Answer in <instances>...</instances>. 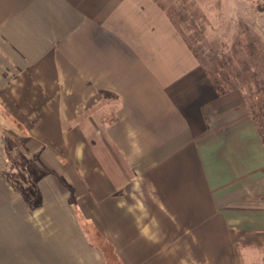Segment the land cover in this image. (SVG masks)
Returning <instances> with one entry per match:
<instances>
[{"label":"crops","instance_id":"crops-1","mask_svg":"<svg viewBox=\"0 0 264 264\" xmlns=\"http://www.w3.org/2000/svg\"><path fill=\"white\" fill-rule=\"evenodd\" d=\"M3 127L38 176L0 152V264H105L84 219L121 264H264V135L158 0H0Z\"/></svg>","mask_w":264,"mask_h":264},{"label":"rangeland","instance_id":"rangeland-1","mask_svg":"<svg viewBox=\"0 0 264 264\" xmlns=\"http://www.w3.org/2000/svg\"><path fill=\"white\" fill-rule=\"evenodd\" d=\"M158 2L174 21L212 81L241 97L264 135V0ZM11 128H1L6 135V140L0 142L1 160L4 167L15 168L12 175L19 182H26V179L33 182L38 176V169L22 155L27 154L21 137L23 131H17L20 136L18 144L7 142V136L12 135L9 132ZM83 227L97 246H105L106 239L97 233L94 225L84 219ZM104 256L105 263L117 264L108 249Z\"/></svg>","mask_w":264,"mask_h":264},{"label":"trees","instance_id":"trees-1","mask_svg":"<svg viewBox=\"0 0 264 264\" xmlns=\"http://www.w3.org/2000/svg\"><path fill=\"white\" fill-rule=\"evenodd\" d=\"M213 83H214L215 87L217 88V90H218L219 92H224V91H225V89L221 88L220 85H219L216 81H213ZM97 233H98V232H97ZM100 236H101V235H100ZM101 237H102V236H101ZM102 238H103V237H102ZM103 239H104V238H103ZM97 247L99 248L100 252L102 253V256L105 255L106 250L108 249L109 252L111 253L112 257L116 260L117 264H121V261H120V259L118 258V256L116 255V253L114 252L111 243H109L108 241H106L104 247H100V246H97ZM104 257H105V256H104ZM104 257H103V259H104ZM104 262H106V261L104 260ZM105 264H107V263H105Z\"/></svg>","mask_w":264,"mask_h":264}]
</instances>
